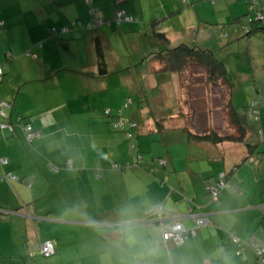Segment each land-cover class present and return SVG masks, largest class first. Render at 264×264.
Segmentation results:
<instances>
[{
  "label": "crops",
  "instance_id": "1",
  "mask_svg": "<svg viewBox=\"0 0 264 264\" xmlns=\"http://www.w3.org/2000/svg\"><path fill=\"white\" fill-rule=\"evenodd\" d=\"M209 1L188 0L184 5L183 0H0V65L6 66L0 101L14 104L6 116H0V123L14 126L13 132L0 128V264H69L75 254L70 252L72 245L63 243L59 233L44 234L46 225L112 230L106 233L115 243L110 249L124 253L122 248H126L125 263L121 256L120 264H259L252 239L257 237L264 247V147L248 150L244 143L214 145L189 138L188 125L178 115V104L184 106L180 90L172 94L177 105L172 101L171 114L155 115L143 123L140 114L130 113L127 120L132 123L133 139L137 137L132 143L137 163L128 162L120 174L110 170L114 160H125L121 157L125 146L124 136L113 128L104 110L122 109L125 118L126 92L139 94L146 103L142 109L148 112L156 101L163 105V97L156 92L160 91L157 79L168 74L158 72V66L154 70L147 66L151 56L164 48L155 34H164L170 48L205 47L202 34L219 26L230 44L232 22L234 40L240 38L237 25L242 17L234 12L240 7L237 0ZM118 11L136 16L139 22L118 24ZM257 12L262 14V10ZM95 19L106 23L89 29ZM78 21L82 26H75ZM54 29L56 33H52ZM136 37L151 45H137ZM97 41L102 45L105 72L99 66ZM122 48L129 50L127 57ZM261 50L258 66L264 65V45ZM251 68L250 63L252 74ZM171 78L178 80L176 75ZM247 90L252 98L263 100L264 107V86L257 82ZM19 120L38 132L33 142L27 141ZM262 124L263 138L252 136L253 143L264 141ZM171 130L179 136L164 142L165 151L155 153L153 144L148 150L149 158L165 159V165L143 158L141 151L148 149V137L164 138ZM92 143L100 148L94 155L88 152ZM200 149L207 155L200 154ZM4 158L7 164L2 163ZM96 164L103 168L94 170ZM102 173L110 185L115 178L121 193L124 185H131L127 196L132 193L130 199L137 200L127 202L132 208L125 209L121 196L115 200L117 195L107 189L91 187L101 182ZM107 173L113 183L107 180ZM6 174L18 180H2ZM222 178L227 188L215 200L211 190ZM51 192L62 203L48 205ZM75 200L79 201L78 211L72 203ZM156 207L163 208V221L183 223L190 232L186 243L178 246L170 240L157 245L158 222L149 216ZM203 214L210 223L195 229L196 216ZM127 220L145 233L144 239L130 247L124 245L129 239L120 232ZM231 234L243 243L241 256L236 255ZM45 242L55 247L48 261L50 257L40 253Z\"/></svg>",
  "mask_w": 264,
  "mask_h": 264
},
{
  "label": "rangeland",
  "instance_id": "2",
  "mask_svg": "<svg viewBox=\"0 0 264 264\" xmlns=\"http://www.w3.org/2000/svg\"><path fill=\"white\" fill-rule=\"evenodd\" d=\"M237 2L239 4L238 6L240 7H237L234 10V12L240 13V17H242V22H240L237 25L239 26L238 27L240 31L239 33L241 34L238 36L240 38H238V40H234L235 37H237V35L233 34L232 32V27L234 26V24L231 22V43L230 44H228L229 38H227L226 35L223 34L221 27L219 26L217 28L218 30L212 31L211 29V30H208V32H204L202 34L204 38H202L201 44L205 46L203 48H212V47L220 48L219 51H217L218 58L224 61L227 70L230 73H232V78L234 79V82H235V90L233 91L234 92L233 104L236 108L243 110L249 106L251 101L259 100L256 97L252 98V96L249 94V91L247 90L249 85H252L253 83L256 85V83L258 82V85H260V87L264 86V79L262 78L264 76V72L262 70V67H264V65L258 66L260 64L259 58H263L262 57L263 51L261 50V48L264 45V35H263L264 29L252 33L253 35L251 34L250 38L246 36L247 33L245 32V29H244V26L245 25L247 26L250 21L255 22L257 20V17H258L257 11L262 10V14L264 15V0H259L258 6L253 8L252 10L249 9V6L246 0H237ZM186 7L183 6L182 8H186ZM207 10L209 11L208 8ZM232 18L233 16L231 15V19ZM258 24L262 26L263 28L264 20L261 22H258ZM227 28H230V27H227ZM156 29L158 30L159 28L156 27ZM141 40H142L141 38L136 37L135 43L137 45L139 43L140 44L146 43V41L140 42ZM149 44L151 45L150 41L146 43V45H149ZM194 45H197V44H194ZM128 51H129L128 49L122 48V53L123 55H125V57H127L129 53ZM250 63L252 65L251 69L252 71H254L252 74L250 71ZM186 72H187V81H185V84L183 85L185 87H181L182 93L181 92L180 93L182 94V100L184 101L183 107H185L183 108L182 111L184 113H187V115L189 116L188 121L190 122V124L188 121H186L187 124L191 127H193L194 124H196L197 127L193 129L197 130L198 132H203V130H206L207 127L214 126L221 133H224L228 129V124H227L228 118H227L226 111L224 108L225 96H226V92L224 91L225 86L218 82L214 84L206 82L205 81L206 78L204 76L203 71H201V69L196 66L188 67ZM168 76H165L163 78L159 77L160 78L159 80L157 79V82L160 84L159 90L162 92L158 90L156 92L157 94H159V97H163V103H162L163 105H161L160 103H158V101H156L154 104H152V107L149 108L150 112H148L142 109V107L146 105V103L144 102V99L139 94H133V93L126 92L124 95V100L131 97L134 103L131 105L129 109L127 108L124 109L125 110L124 117L128 119L129 117H131L130 113L133 112L134 114L137 115V117H138V114H140L143 123H146L148 122L150 118L153 119L155 115L156 116L158 115L166 116L168 114L173 113L174 108L172 109V107L175 104L177 105V102L175 103L176 95H175V99L172 100V94L173 92L175 94L176 91L178 92L177 94H179L180 88L178 86V80L176 79L173 80L171 78V76H174V75L168 74ZM157 94L155 97H157ZM172 101L175 104H173ZM259 101H263V100H259ZM113 102H116V101H114L113 99ZM158 108L160 109L157 110ZM263 108H264L263 104L261 103V110ZM178 109H179V104H178ZM262 121H263L262 125H264V120ZM177 133L178 131H172V130L166 132V135H163V137L165 138V141H163L164 138H162V136L160 135L149 136L148 146H147L148 149L141 151V155L143 156V158H145L147 161H152V158H149L151 157L150 154H148L149 152L148 150L151 148V144L156 145L155 153H157L156 152L157 150H160L161 152H163L165 151L164 142H167V140H174L177 136H179ZM120 134L124 136L123 144L125 147H124L121 157L125 160H123V162L114 160L113 164H111V169H110L112 170L114 174L122 173L123 171L122 168L124 167L127 168L128 162H131V164L133 163L132 165H135V163H137L136 161L137 160V157H136L137 149L132 148V143H136L137 137H135L132 140H129L127 139L126 133L120 132ZM183 136L185 135L183 134ZM260 136L263 138L262 133L260 134ZM92 147L93 148L91 149V151H88V152L94 155L97 152V150L100 148H99V145H94L93 143H92ZM261 147H264L263 144H261ZM30 148L33 149L31 145H30ZM175 148L181 149L182 147L174 146L173 149ZM132 151L134 154L131 155ZM198 152L200 154L207 155L201 149ZM76 153H79V151ZM33 164L35 163L33 162ZM87 167H90V166H87ZM92 168L95 170V169H102L103 167H99V165L96 164V166H93ZM99 175L100 174H98V176ZM102 175H103V179L101 180V182H98L99 184L93 183L91 187L94 188V186H96V188H98L99 190L101 189L103 190L104 188L107 189L108 191H110V194H113V196L117 195V197H113L115 200L116 198L120 199V196H121L122 201L126 202L125 209L129 207L132 208L131 203H127L132 200L130 199V197H132L131 195L132 193H130L129 196H127V192H126V189H129V191L131 192V189H132L131 185H129V183L128 185H124V190H122V193H121L119 186L117 187L115 186V178L112 179L114 183L110 181V173H107L106 178L109 182L113 183L111 185L105 182V179H104L105 176L103 173ZM110 199H112V197ZM132 201H135L134 203L137 202V200H132ZM58 203H62L61 199H59L58 197V194L51 192L47 204L52 205V206H57L55 204H58ZM72 203L74 205L76 204L75 208L78 211L79 208L77 206L80 207L79 201L75 200V202H72ZM95 210L98 211V208H94V211ZM98 227L99 228L97 229H91V228H85L83 226L80 227V226H75V225L74 226L63 225L56 229L53 225H46L43 233L47 234L48 236L52 234H54L52 236H56L59 233V235H62L61 239L63 243L72 245L70 247L71 248L70 252H72V254L73 253L75 254L72 255V258L68 260L69 264H120L121 256L124 259L123 263H125V260H126L125 246H123L122 248L124 253H121L119 248H114V250H111L110 245L111 244L115 245V243L112 242L113 240L112 237L111 236L109 237L108 235H106V233L111 232L112 230L105 228V227H100V226ZM54 229L56 230L54 231ZM120 232L124 233V237L127 236V234L122 230V228L120 229ZM133 235L135 237L134 241L132 242L125 241L124 245L127 244V246L130 247V245H134V243H136L137 239L145 238L144 231L141 230L138 225H133ZM103 238L105 239V242ZM126 238H128V236ZM90 239L92 240L88 241ZM117 245L119 246L120 242ZM52 258L53 256L48 258L47 261ZM41 260L43 261L42 258Z\"/></svg>",
  "mask_w": 264,
  "mask_h": 264
},
{
  "label": "trees",
  "instance_id": "3",
  "mask_svg": "<svg viewBox=\"0 0 264 264\" xmlns=\"http://www.w3.org/2000/svg\"><path fill=\"white\" fill-rule=\"evenodd\" d=\"M247 3L249 6V9L252 10L253 7L251 6L250 2H247ZM258 3H259V0H258ZM258 3H257V5H258ZM117 13H116V16H117ZM131 16H134V15H131ZM262 16L264 17L263 14H262ZM134 17L138 20L134 21V22H122V23L139 22V18H137L136 16H134ZM263 20H264V18L259 19L257 17V20L255 22L250 21L249 24L246 27H244L245 32L247 33L246 36H249L250 34L256 32V31L263 30L264 27L262 28V26H260L258 24V22H261ZM115 21L118 23L116 18H115ZM105 23H106V21H103L102 25ZM122 23H118V24H122ZM77 24H81V23L76 22L75 26H77ZM90 24H91V26L88 27L89 29H91L92 26L95 27V28H92V30H95L98 27L100 28V26H102V25H99L96 27L94 25L95 24L94 21H92ZM81 26H82V24H81ZM155 36H156L158 42L164 48L161 49L158 53H154L153 56H151V59L147 63V66H148V68L153 69V70H154V68L156 69V66H158L159 67L158 72H162L164 74L176 75L178 78L179 85H180V91H181V87H185L183 85L185 84V81H187L186 70L188 69V67H192V66H194V67L196 66V67L200 68L201 71H203L204 76L206 78V80H205L206 82L212 83V84L218 82V83L225 86L224 91L226 92V96H225L224 108H225L226 115L228 118V123H227L228 129L224 133H221L216 127L210 126V127H207L206 130H203V132H198L197 130L193 129V128H195L194 126L191 127L187 124L188 126H187V128H185V131L188 133L189 138H192L195 141L197 140V141L211 142L214 145H221L225 142L244 143L248 150L258 148L261 144H263V146H264V141L263 142H256V143H253L254 141H252V138H253L252 136H259L262 133L261 126H260L261 125L260 123L262 121V119H261V102L259 100H253L250 102L249 106L243 110H240L239 108H236L234 106V104H233L234 92L233 91L235 90V82H234V79L232 78V73H230L227 70L224 61L221 60L220 58H218L217 51H214L212 49L203 48V47H198V46L192 47V46H187V45H180L178 47L170 48V46H169L170 41L164 34L156 33ZM97 56H98L100 69L105 72L106 71L105 57H104L102 45L98 41H97ZM3 66H5V65H3ZM4 73H5V70H4ZM4 73L2 75L0 83L3 80ZM181 93H182V91H181ZM180 99H181V102L183 105L184 101L182 100V94H181ZM2 102H6L9 104V107H4V109H3V111L5 113H6V110L13 109L14 104L12 101H9V100L0 101V103H2ZM132 102H133V100H132ZM132 102H131V104H132ZM253 102H258L259 106L257 107V109H253V110L251 109ZM129 106L125 107V105H124V109L125 108L128 109ZM182 110H183V107H179V110H178L179 114L178 115L182 120H185V122H186V121H188L189 116L186 113H184ZM107 111L109 112L108 114H107ZM255 111L258 113L257 117L255 116ZM122 112H123L122 109L117 110L115 112H113L111 109H106V110H104V116L110 119V123L116 131L124 132V133H126V135L128 133H130L132 136H131V138H128V136H127V139L131 140V139H133V134L129 129L131 126L130 125L131 121L123 118ZM0 116H2V115L0 114ZM121 118L124 119V121L128 125L126 124L125 128H115L114 124ZM18 123H19V125H23V122L20 120ZM189 124H190V122H189ZM1 129H5V128H1ZM254 134H256V135H254ZM25 136H26V133H25ZM26 139H27V137H26ZM27 141L29 142L28 139H27ZM152 161L156 164H159V165L161 164L162 166H164L161 163V161H165V160H163L162 158H156ZM151 168H153V166ZM152 171L153 170H151V172ZM221 180L227 184V181H225L224 178L220 179L219 182ZM189 239H190V233H189ZM189 239H187L186 242ZM158 242H160V243L158 244ZM232 243H233V241H232ZM161 244H163V242H162L161 236L159 234V240L157 241V245H161ZM178 246H181V245H178ZM41 255H42V253H41ZM44 258H47V257H44ZM159 264H161V263H159Z\"/></svg>",
  "mask_w": 264,
  "mask_h": 264
},
{
  "label": "built area",
  "instance_id": "4",
  "mask_svg": "<svg viewBox=\"0 0 264 264\" xmlns=\"http://www.w3.org/2000/svg\"><path fill=\"white\" fill-rule=\"evenodd\" d=\"M247 2H250L251 6L254 8L256 7L258 0H246ZM184 5H186L188 3V0H183ZM258 18L259 19H263L264 17L262 16V14L258 13ZM116 19L118 21V23H122V22H134L137 21L138 19H136L134 16L128 15L127 13H125L124 11H119L117 13ZM94 21V25L95 26H99L102 25L103 20L102 19H95ZM3 25V22H0V29ZM77 26H81V24H77ZM88 26H91V24H88ZM56 29H54L52 31V33H56ZM5 66L0 65V80L2 78V75L4 73L5 70ZM132 102V99L129 98L126 101L125 107H128ZM258 102H253V105L251 107V109H257L258 107ZM4 107H9V104L6 102H2L0 103V114L2 116H6L5 112L3 111ZM109 112L107 111V114ZM255 116H258V113L255 111ZM126 122L124 121V119H119L115 124L114 127L115 128H125L126 126ZM128 125V124H127ZM132 125V123L130 124ZM129 125V126H130ZM135 125V124H134ZM23 130L26 133V137L29 140V142H32L37 136H38V132H36L32 126L30 124H23ZM0 127L1 128H9L10 131H14V126L12 124H2L0 123ZM128 138H131V134L128 133L127 134ZM2 163L3 164H7L8 160L6 158L2 159ZM161 163L163 165H165L164 161H161ZM68 168H72V164L68 163L67 165ZM2 180L4 181H15L18 180L17 177L13 176V175H4L2 176ZM227 188V184L224 181H220L212 190H211V196L213 199H217V197L219 196V194L222 193V191ZM150 217H153V219H156L158 222L157 225V230L161 236V240L163 242V244H166L168 241L173 240L177 245H182L186 242L187 239H189V231L185 228V226L183 225L182 222H180L179 220H175L172 222H166L163 221V208L162 207H156L153 208L150 211ZM210 223V219L209 216L207 214H203V215H198L196 216V226L195 229H199L201 227L204 226H208V224ZM193 233H195V230H193ZM231 239L233 241L234 244H236V254L238 256H241L244 253V248H243V243L240 242V240L234 235L231 234ZM160 242H158L159 244ZM252 244L254 246L255 249V253L258 259L259 264H264V247L262 245H260L259 240L257 237H253L252 239ZM41 253L44 257H50L51 255H53L55 253V247L53 245L52 242H45L44 244H42L41 246ZM159 264V263H156Z\"/></svg>",
  "mask_w": 264,
  "mask_h": 264
},
{
  "label": "clouds",
  "instance_id": "5",
  "mask_svg": "<svg viewBox=\"0 0 264 264\" xmlns=\"http://www.w3.org/2000/svg\"><path fill=\"white\" fill-rule=\"evenodd\" d=\"M133 224L131 220L124 221L122 223V230L127 234L130 242L134 241L135 237L133 235Z\"/></svg>",
  "mask_w": 264,
  "mask_h": 264
}]
</instances>
